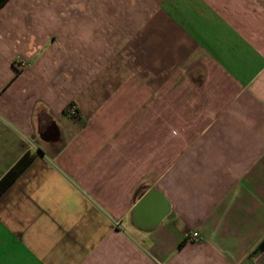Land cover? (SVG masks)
Wrapping results in <instances>:
<instances>
[{
	"label": "crops",
	"instance_id": "crops-1",
	"mask_svg": "<svg viewBox=\"0 0 264 264\" xmlns=\"http://www.w3.org/2000/svg\"><path fill=\"white\" fill-rule=\"evenodd\" d=\"M27 152L0 264H264V0H8L0 179Z\"/></svg>",
	"mask_w": 264,
	"mask_h": 264
},
{
	"label": "trees",
	"instance_id": "trees-1",
	"mask_svg": "<svg viewBox=\"0 0 264 264\" xmlns=\"http://www.w3.org/2000/svg\"><path fill=\"white\" fill-rule=\"evenodd\" d=\"M8 0H0V8ZM34 155L27 152L25 153L0 179V196L3 192L13 183V181L25 170V168L31 163Z\"/></svg>",
	"mask_w": 264,
	"mask_h": 264
},
{
	"label": "built area",
	"instance_id": "built-area-1",
	"mask_svg": "<svg viewBox=\"0 0 264 264\" xmlns=\"http://www.w3.org/2000/svg\"><path fill=\"white\" fill-rule=\"evenodd\" d=\"M71 111L73 112V108H71ZM185 237L186 239L197 240L198 238H200V233L197 231L186 232Z\"/></svg>",
	"mask_w": 264,
	"mask_h": 264
}]
</instances>
